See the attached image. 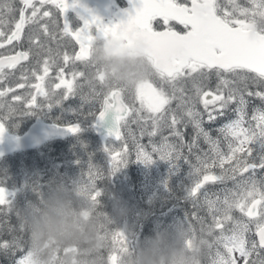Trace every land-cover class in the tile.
<instances>
[{
    "label": "snow or ice",
    "instance_id": "1",
    "mask_svg": "<svg viewBox=\"0 0 264 264\" xmlns=\"http://www.w3.org/2000/svg\"><path fill=\"white\" fill-rule=\"evenodd\" d=\"M128 3L125 19L104 23L90 14L76 27L66 13L83 7L79 0H0V135L19 110H51L78 97V120L63 130L76 135L79 119L95 127L111 114L110 174L132 155L172 169L184 161L193 177L185 218L215 234L212 264H264V0ZM130 25L149 43L155 69L131 90L109 83L89 60L97 37ZM86 175L102 177L91 164ZM11 199L0 186V248L15 253L21 225L8 219ZM15 264L25 257L17 254Z\"/></svg>",
    "mask_w": 264,
    "mask_h": 264
},
{
    "label": "rangeland",
    "instance_id": "2",
    "mask_svg": "<svg viewBox=\"0 0 264 264\" xmlns=\"http://www.w3.org/2000/svg\"><path fill=\"white\" fill-rule=\"evenodd\" d=\"M79 109L72 105L73 113ZM53 150L51 142L0 161V186L12 194L15 218L25 231L18 248L25 264H212L215 234L201 222L199 233L169 207L190 203L186 196L193 177L187 163L179 161L172 169L159 158L145 165L132 155L102 182L86 175L89 166L64 157L78 155L74 150ZM51 170L65 199L44 186L53 178Z\"/></svg>",
    "mask_w": 264,
    "mask_h": 264
},
{
    "label": "flooded vegetation",
    "instance_id": "3",
    "mask_svg": "<svg viewBox=\"0 0 264 264\" xmlns=\"http://www.w3.org/2000/svg\"><path fill=\"white\" fill-rule=\"evenodd\" d=\"M79 3L83 7L69 9L66 13L69 23L76 27L81 26L83 23L81 16L89 18L90 14L100 17L104 23L125 19L123 12L129 7L128 0H79ZM3 51L4 49H0V52ZM149 51L150 45L143 36L141 29L138 26L130 25L118 28L107 36L97 37L93 42L89 60L109 83L131 90L142 82L152 79L155 75ZM78 67L82 69V65L78 64ZM66 71L68 70L66 69ZM19 75L20 73L17 71L15 73L16 78H19ZM51 75L54 76L55 72H52ZM68 78H70V72ZM17 91L24 92L25 89H17ZM124 102L129 103L130 101L125 98ZM73 103L80 108L81 102L77 97L62 102L51 110L38 109L31 113L19 110L10 118L5 119V129L11 134L20 136L36 121L59 126L77 121V115L72 112ZM136 106L138 107V102H136ZM255 106H260L259 101L255 102ZM79 123L82 128L81 132H83L89 122L85 119H79ZM219 126L220 124H216L213 127ZM133 127L136 134L139 135L135 124H133ZM187 130L190 131L191 127ZM96 140L99 141L98 138ZM141 142H148V138L145 137ZM107 143H112V140H107ZM212 190L217 189L213 188ZM179 214L182 215L180 208Z\"/></svg>",
    "mask_w": 264,
    "mask_h": 264
},
{
    "label": "trees",
    "instance_id": "4",
    "mask_svg": "<svg viewBox=\"0 0 264 264\" xmlns=\"http://www.w3.org/2000/svg\"><path fill=\"white\" fill-rule=\"evenodd\" d=\"M85 134L80 135L77 137V139L74 141L73 145L68 148L66 141H59V142H54L52 145L54 147L53 154H58L61 151L65 152H70L71 150H74L76 154L78 155H64V157H67L69 159H73L75 162L79 163V166L85 167L89 166L91 164L93 167L97 168L101 173L102 177L98 178L99 181L105 182L112 179V174H110V171L108 170V166L105 164V160L107 159L106 155H101V151L99 150L100 144L96 143L93 138L91 137H83ZM85 141L86 143H83ZM106 157V159H105ZM89 169V168H87ZM49 175H52V179L49 183H46L44 186L47 191H54L56 195L59 197H62L63 199V192L65 191L63 186L60 185L61 182L59 179L56 177V171L51 170L48 171ZM56 177V178H55ZM52 182V183H51ZM49 184V185H48ZM69 195V194H67ZM186 203H184L185 205ZM177 206V207H176ZM169 207L175 208L177 211H179V206L177 203L172 202L169 203ZM189 210H186L185 214ZM16 211L14 208H12V211L9 215L10 222L14 223L15 225H18L20 223V219L15 218ZM0 219H3V216L0 215ZM22 234H25V231L21 229L20 236ZM153 235H155L152 232ZM4 238H8V233L3 234ZM21 252L17 249L15 253L11 252L8 249H2L0 248V264H15L16 259H17V254L20 256ZM144 254H147L146 251H144Z\"/></svg>",
    "mask_w": 264,
    "mask_h": 264
},
{
    "label": "water",
    "instance_id": "5",
    "mask_svg": "<svg viewBox=\"0 0 264 264\" xmlns=\"http://www.w3.org/2000/svg\"><path fill=\"white\" fill-rule=\"evenodd\" d=\"M112 122V116L109 114L104 121L93 127L103 144L110 138L107 136V129L111 127ZM70 135L73 134L65 132L61 126L44 124L39 121L32 124L21 136L9 134L5 129L4 133L0 135V158L17 151L37 148L48 140L66 138Z\"/></svg>",
    "mask_w": 264,
    "mask_h": 264
}]
</instances>
